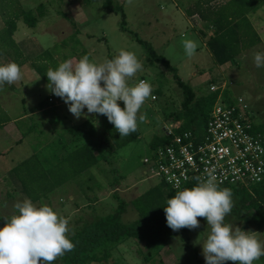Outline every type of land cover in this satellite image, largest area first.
I'll list each match as a JSON object with an SVG mask.
<instances>
[{"label": "rangeland", "instance_id": "obj_1", "mask_svg": "<svg viewBox=\"0 0 264 264\" xmlns=\"http://www.w3.org/2000/svg\"><path fill=\"white\" fill-rule=\"evenodd\" d=\"M204 1L207 0H131V3L129 0H115V6L122 9L119 12H112L104 8V0H0V34L3 35L0 51L9 48L7 33L2 31L5 22L14 21L18 26L15 37L18 41L24 40L23 45L30 47L29 56L36 67L32 65L30 70L35 72L34 77L22 74L19 82L5 84L0 89L2 119H6V111L8 116L15 119L24 112L35 111L38 104L44 102L47 96L54 97V94L44 87L42 81L48 82L46 72L49 67L56 68L59 63L70 58L79 60L88 55L90 61L102 63L106 59H112L110 56L114 58L121 49L133 52L142 63L143 70L137 72L129 83L145 80L152 86V94L140 110V113L146 116V120L138 121L141 133L139 139L118 150L111 157V165L101 162V168L105 169H100V172L94 171V180L90 183L94 189H87L85 186L87 184L84 182L79 184L77 179V182H70L55 190L49 198L35 202L37 205L47 204L59 215L67 218L69 229L75 226L73 221L78 219L84 224L95 220L96 217L114 213L120 205L115 193L126 203L122 222L127 225L133 224L140 216L132 201L160 184L159 179L148 178L145 175L143 160L150 156V144L156 136H161L166 129L180 125L173 124L172 119L182 109L184 92L174 79V74L163 64L150 63V55L139 39L150 44L158 55L166 58L177 70L179 78L191 86L198 97L209 93L212 83L219 86L227 84L233 102H237L239 97L246 101L252 124L255 127L264 125V68L255 67L253 62L254 52H264V32L261 27L264 25V5L261 4V8L257 5L259 10L253 18L250 16L254 28L261 36L262 44L240 56L237 64L220 66L207 46L208 39L200 33L202 29L207 33L210 27L197 18H190L189 14L190 8ZM41 4L45 5L43 10L46 15L40 19L35 29H31L23 21L21 13L25 11L38 17L37 11ZM19 16L20 18L15 20ZM184 39L194 40L198 45L196 54L191 58L185 55L182 45ZM45 51L48 52L44 55ZM13 61H17L15 63L19 65L23 63V59ZM4 64L7 63L0 60V65ZM38 68L43 72L44 80ZM63 102L62 100L61 103ZM120 107H125L122 101ZM58 110L62 116L52 117L55 119L53 124L44 116L38 117L37 120H41V127L27 135L19 147L11 140L7 143L9 149L13 151L5 156L6 158H0V217L18 214L14 205L26 198L29 199L22 192L21 181V173L28 175L29 170L12 168L33 154V146L37 145L31 144V141L41 138L38 147L42 150L57 149L61 144L59 140L65 127L83 126L84 123L90 126L97 123L98 118L100 122L105 119L103 115L89 114L87 119L82 116L77 120L69 112L67 104ZM84 112L87 113L86 108ZM48 113L46 116H50ZM64 117H67V120ZM28 124L27 119H24L19 122L18 127L26 133L30 126ZM51 130L56 134L52 143L50 142L52 136L47 134ZM79 143L84 144L87 141L84 139ZM1 144L6 148L4 142ZM70 146L72 149L74 145ZM84 202L87 205L83 206ZM249 214L247 211L230 213L226 216L225 222L243 229L244 222L241 217ZM206 230L207 221L204 219L200 221L199 228L189 229L188 234L179 236L170 246L157 245L152 249H147L143 243L130 239L113 252V261L118 264H206L202 254ZM249 230L251 229L245 231ZM253 232L259 233L258 239L264 243V227ZM140 250L144 252L143 255ZM58 260L59 257L53 264ZM254 264H264V256L254 261Z\"/></svg>", "mask_w": 264, "mask_h": 264}, {"label": "trees", "instance_id": "obj_2", "mask_svg": "<svg viewBox=\"0 0 264 264\" xmlns=\"http://www.w3.org/2000/svg\"><path fill=\"white\" fill-rule=\"evenodd\" d=\"M261 4L264 5V0H207L190 8V18L198 16L200 21L207 23L210 27L207 33L203 29L200 30V33L205 39H208L207 46L217 64L220 66L235 65L240 56L262 44L261 36L250 19V16L253 18L259 10L257 5H260L261 8ZM44 6V4L40 5L37 11L38 17L25 11L21 13L23 21L29 28L35 29L40 23V19L46 15L43 10ZM103 6L112 12H119L122 9V7L115 6V0H104ZM64 17L67 16L64 15ZM19 18L20 16L15 20ZM17 30L18 26L14 21L7 20L5 22V28L2 31L7 33L9 48L0 51V59L8 56L12 60L20 61L23 59V62L31 60V57L29 55L30 58L25 57L21 50L25 46L23 40L19 42L16 40L15 33ZM2 40L3 35L0 34V41ZM138 41L144 45L150 55V63L152 65L155 63L163 64L174 74V79L184 92L182 109L172 119L173 124H180L178 128L174 129V134L202 133L210 113L217 103L219 94L209 91L206 95L198 97L196 91L179 78L177 70L166 58L158 55L150 44L141 39ZM14 48L15 50H13ZM16 49H19V53ZM47 52L45 51L43 54L45 55ZM110 58L113 57L110 56ZM39 73L41 76L43 75L41 70ZM225 97L229 104H235L228 89L225 92ZM118 103L120 105V102ZM47 104L48 97L41 103V107ZM0 120L4 122L1 117ZM0 127L3 126L0 125ZM255 130L264 135V125L255 127ZM32 132L33 129L28 134ZM66 133L72 135L77 142H82L85 139L87 143L80 144L66 155L54 152L51 157L44 161L37 154H34L17 168L29 170L28 175L21 173L22 192L34 203L49 198L55 190L75 179L84 178L83 175L97 166L100 161L111 165V157L121 148L139 139L141 135L137 128L136 132L121 138L106 116L104 121L101 120L98 127L93 124L89 126L87 123L83 126H71L66 130ZM107 139L108 141H106ZM173 139L172 134L163 133L161 136H156L150 144V152L159 147L168 146ZM92 146L100 151V156L95 154ZM225 188H229L233 194L234 206L231 213L237 211L250 213L246 217H241L244 222L243 229H253L252 231L262 229L264 227V181L251 186L248 190L238 187ZM88 189L92 190L94 186L89 185ZM174 196V190L160 181V184L132 201L140 218L135 223L127 225L122 222L126 203L115 193V198L119 200L120 205L114 213L100 218L96 217L95 220L84 224L81 223V219L76 220L77 222L73 221L75 226L70 227L68 238L75 245L74 250L59 257L56 264H118L113 261V252L130 239L143 243L147 249H152L157 245L170 246L176 238L189 232L188 228L173 231L167 226L164 207L166 200ZM4 218L7 217H0V228L5 226ZM204 219L198 217L199 221ZM186 242L189 248V236L186 237ZM139 252L144 254L142 250Z\"/></svg>", "mask_w": 264, "mask_h": 264}, {"label": "clouds", "instance_id": "obj_3", "mask_svg": "<svg viewBox=\"0 0 264 264\" xmlns=\"http://www.w3.org/2000/svg\"><path fill=\"white\" fill-rule=\"evenodd\" d=\"M182 45L188 58L196 54L198 45L194 40L184 39ZM253 62L255 67L264 68V52H254ZM142 70L135 53L124 49L102 63L92 62L84 55L79 60L63 61L56 68L49 67L46 88L64 100L77 120L82 116L87 119L89 114L106 116L124 138L137 131L138 121L146 120L140 110L151 96L152 86L145 80L129 83ZM21 79L20 65H0V89ZM216 181L214 169H205L204 178H198L195 187L178 190L167 199V226L173 231L194 230L200 227L198 217H203L207 221V235L202 243L206 264H254L264 256L260 234L225 222L234 206L233 194L229 188L221 189ZM14 208L18 214L4 218L5 226L0 228V264H53L74 250L75 245L68 238L69 220L52 207L26 198Z\"/></svg>", "mask_w": 264, "mask_h": 264}, {"label": "built area", "instance_id": "obj_4", "mask_svg": "<svg viewBox=\"0 0 264 264\" xmlns=\"http://www.w3.org/2000/svg\"><path fill=\"white\" fill-rule=\"evenodd\" d=\"M228 89L211 84L210 93H218V100L200 134H174L166 147L150 152L143 160L148 178H157L174 192L197 185L204 178L205 169H214L219 187L250 189L264 181V135L255 130L249 120V107L244 98L229 104ZM155 99V97H154Z\"/></svg>", "mask_w": 264, "mask_h": 264}, {"label": "crops", "instance_id": "obj_5", "mask_svg": "<svg viewBox=\"0 0 264 264\" xmlns=\"http://www.w3.org/2000/svg\"><path fill=\"white\" fill-rule=\"evenodd\" d=\"M194 18H198V16H195ZM192 18V19H194ZM200 20V19H199ZM263 27V32H264V25L261 26ZM17 40V39H16ZM18 41V40H17ZM24 41V40H23ZM19 42V41H18ZM263 42V41H262ZM22 52L24 53L25 57L27 58H30L28 55L30 53V47L27 46H24L22 49ZM24 58V57H23ZM40 58V57H38ZM8 59H9V62H14L10 57L8 56H4L2 57L0 60L3 61V62H6V63H9L8 62ZM71 59V58H70ZM21 66V69H22V74L24 76H29V77H34L35 76V72H30L31 68H32V65H33V60H28V61H25L23 63L20 64ZM43 85L44 87L46 88V85H47V82H43ZM4 91H5V88H4ZM51 95V94H50ZM1 97V96H0ZM48 97V103L50 104H54V105H45L43 107H41V103L40 102L37 106V108L35 109V111H32L31 113H28V112H24L23 115H20L18 118H15L13 119L12 117L8 116V112L6 111V119H3L4 122H2V120H0V125L3 126V127H0V149L4 150L3 152H1L0 150V158H6L5 156H8L9 153H11L13 151V149H9V145H7V143L11 140L12 142H15L18 147L20 145H22L23 141L25 140V138H27V135H31V134H28L30 132L31 129H33V131H37V128H40V122L41 120H37L38 117H43L46 119V120H50L51 124L54 123L55 119L53 120V118H61V112H59L58 109L61 108V106H64L65 105V102H63V104L61 103V101L63 100L62 98L60 97H57L54 95L53 96H47ZM2 98V97H1ZM56 101V103H55ZM64 101V100H63ZM49 112L48 114L50 116H46V113ZM55 115H57V117H55ZM1 117V115H0ZM48 118V119H47ZM66 120H67V117H64ZM24 119H27V121L29 122L28 125H30L28 128V132H24L23 133V129L22 128H19L18 127V124L21 120H24ZM52 120V121H51ZM100 123V120L98 118L97 120V123H94L93 125H95L96 127H98ZM85 124V123H84ZM83 124V125H84ZM69 127H65L64 130H63V134L61 136V139L59 140L60 141V146L57 148V149H51V150H42L40 147H38V144H39V139H37L36 141H31V144H36L37 146H33V154L29 157L31 158L34 154H37L39 156V158L41 160H46L47 158L51 157V155L54 153V152H57L59 153L60 155H66L68 152L74 150L77 146L80 145L79 142H77L72 135L70 134H67L66 133V130L68 129ZM22 130V132H21ZM33 133V132H32ZM42 133V132H41ZM48 136H52L50 137V142L52 143L53 142V139L55 138L52 130L47 133ZM23 137V139H22ZM42 137V136H41ZM2 138H4V140L2 141ZM1 142H4V145H6V148L4 146H1ZM11 142V143H12ZM74 145L72 146V149L70 145ZM92 149H94L95 151V154H97L98 156H100V153L99 151L96 149V147H93L92 146ZM66 151V153L64 154V152ZM28 158V159H29ZM27 160V159H26ZM25 161V160H24ZM23 161H21L20 163H18L14 168L12 169H17L18 167H20L21 163ZM102 161H100V163L95 166L94 168H92L89 172L85 173L83 176L84 178H77L79 179L78 183L80 184L81 182H84L86 183L87 185L86 188L88 189L90 183L92 182L93 183V180H94V171L95 170H98V172H100V169H105L104 167L101 168L100 164H101ZM104 162V161H103ZM106 165H108L107 163H105ZM77 179H75L74 181L77 182ZM72 181V183L74 182ZM97 181V180H95ZM73 199V198H72ZM83 206L87 205L86 202H84L82 204Z\"/></svg>", "mask_w": 264, "mask_h": 264}]
</instances>
